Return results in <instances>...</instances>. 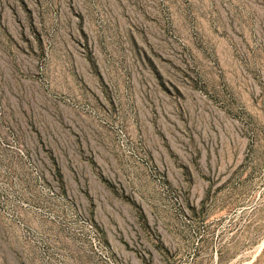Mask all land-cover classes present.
<instances>
[{"label": "rangeland", "instance_id": "obj_1", "mask_svg": "<svg viewBox=\"0 0 264 264\" xmlns=\"http://www.w3.org/2000/svg\"><path fill=\"white\" fill-rule=\"evenodd\" d=\"M0 264H264V0H0Z\"/></svg>", "mask_w": 264, "mask_h": 264}]
</instances>
